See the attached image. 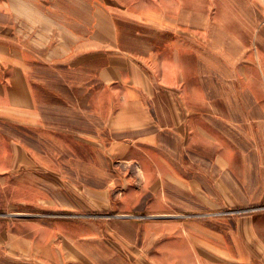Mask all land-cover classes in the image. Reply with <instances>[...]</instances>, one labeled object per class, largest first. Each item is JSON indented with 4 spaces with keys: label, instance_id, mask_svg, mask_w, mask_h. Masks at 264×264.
<instances>
[{
    "label": "crops",
    "instance_id": "obj_1",
    "mask_svg": "<svg viewBox=\"0 0 264 264\" xmlns=\"http://www.w3.org/2000/svg\"><path fill=\"white\" fill-rule=\"evenodd\" d=\"M85 1L89 18L77 21L87 27L78 31L56 27L62 19H47L43 0H0V11L10 15L0 18V182L13 197L19 191L24 204L70 212L68 220L43 225L52 232L49 238L15 235L6 228L0 232L6 254L41 264H264V109L255 100L245 99L242 105L238 98L225 99L233 111L242 109L245 130L243 136L229 116L224 141L218 110L208 112L213 116L210 126L205 108L159 109V85L184 79H174V67H164V76L161 68L154 73L123 44L118 17L144 21L140 0ZM16 11L22 24L45 23L43 31L30 34L22 25L18 32ZM46 27L53 28L56 39ZM42 60L70 69L94 67L90 80L97 78L109 91L105 95L113 109L104 127L111 136H101L104 131L75 135L90 151L84 157L70 155L67 164L75 173L66 174L62 160L37 158L14 135V127L65 131L43 121L30 78L34 63ZM206 97L198 94L197 100L204 103ZM105 99L97 95L95 100ZM93 148L99 163L93 161ZM92 175L100 185H89L95 181ZM60 183L73 188L61 191L56 188ZM224 209L234 210L233 216L207 217ZM180 214L204 218L175 222ZM73 226L86 233L73 231Z\"/></svg>",
    "mask_w": 264,
    "mask_h": 264
},
{
    "label": "rangeland",
    "instance_id": "obj_2",
    "mask_svg": "<svg viewBox=\"0 0 264 264\" xmlns=\"http://www.w3.org/2000/svg\"><path fill=\"white\" fill-rule=\"evenodd\" d=\"M43 1L46 4L43 10L47 19H62L56 23V27L60 26L64 30L72 27L78 31H86L87 25L77 20L80 16L89 18V1ZM140 4L144 6V21H134L133 17H118L117 25L122 32L123 44L144 64L153 67L154 73L161 68V75L164 76V67H174L178 68L173 73L174 79H184L180 80V83L175 81V85H159V109L166 112L175 107L179 111L186 110V106L190 110L205 108L207 125L213 121V116L208 115V112L218 110L221 112L223 124L222 140H228L226 134L230 130L229 116L236 119L239 132L244 136L245 120L242 118V109L238 107L233 111L229 108V101L225 99L229 96L233 100L238 98L242 105H245V99L250 102L255 100L259 108L264 109V0H140ZM5 16L10 15L6 11H0V18ZM14 18V26L18 32L21 31L22 25L30 34L43 31L45 23L22 24L21 12L16 11ZM46 29L51 31L49 37L56 39L57 33L53 28ZM93 68L70 69L67 64L43 60L34 63L30 78L43 112L44 124L60 125L65 131H62L61 135L44 126L13 129L19 140H24L28 147L33 148V154L37 158L66 162L67 166L62 167L66 174L75 173V169L67 164L73 152L82 157L90 152L81 147L75 135L81 136L79 132L97 135L104 131L105 134L101 136H111L109 129L105 130L104 127L113 109L105 95H109V91L101 88L97 78L90 80ZM198 94H205L210 100L206 97V101L202 103L197 100ZM97 95L106 98L103 103L95 100ZM214 96H220L221 99L215 102L212 100ZM187 97L190 98L189 101ZM91 152L94 163H99L101 157L97 149L93 148ZM90 179L95 181L89 185H100L99 177L97 179L92 175ZM80 184L84 187L86 185ZM4 187V182H0V232L5 233V229L10 228L15 235L22 236L21 233H24L36 239L49 238L52 232L43 225H49L55 220H68L64 218L70 216L66 207L49 209L24 204L18 199L19 191L15 190L13 197L11 191L5 190ZM58 187L61 191H66V187L73 188L72 184L68 183L57 184L56 188ZM51 191H55V188L52 187ZM59 196L63 200L61 193ZM232 211L234 210H219L207 217L212 220L228 218L233 216ZM246 212L248 211L242 213ZM176 217L175 222L193 219L192 217H195V220L197 217L204 218L196 214H180ZM75 220L86 222L84 218ZM79 228L81 227H74L73 231L81 235L86 233L84 229ZM14 256L12 253L6 254L0 245V264H41L29 261L19 254ZM62 264L68 262L64 261Z\"/></svg>",
    "mask_w": 264,
    "mask_h": 264
},
{
    "label": "built area",
    "instance_id": "obj_3",
    "mask_svg": "<svg viewBox=\"0 0 264 264\" xmlns=\"http://www.w3.org/2000/svg\"><path fill=\"white\" fill-rule=\"evenodd\" d=\"M243 211L242 210H238V213H242ZM133 216H135V217H142V218L145 217L144 215H133Z\"/></svg>",
    "mask_w": 264,
    "mask_h": 264
}]
</instances>
